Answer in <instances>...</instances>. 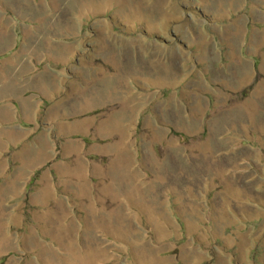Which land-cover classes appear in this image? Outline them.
<instances>
[{
    "label": "rangeland",
    "instance_id": "1",
    "mask_svg": "<svg viewBox=\"0 0 264 264\" xmlns=\"http://www.w3.org/2000/svg\"><path fill=\"white\" fill-rule=\"evenodd\" d=\"M0 264H264V0H0Z\"/></svg>",
    "mask_w": 264,
    "mask_h": 264
}]
</instances>
